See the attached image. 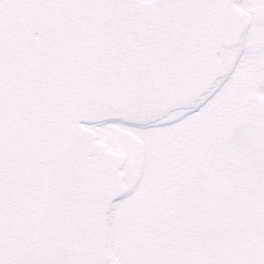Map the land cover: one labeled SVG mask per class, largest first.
<instances>
[{"label": "snow or ice", "instance_id": "obj_1", "mask_svg": "<svg viewBox=\"0 0 264 264\" xmlns=\"http://www.w3.org/2000/svg\"><path fill=\"white\" fill-rule=\"evenodd\" d=\"M0 264H264V0H0Z\"/></svg>", "mask_w": 264, "mask_h": 264}]
</instances>
